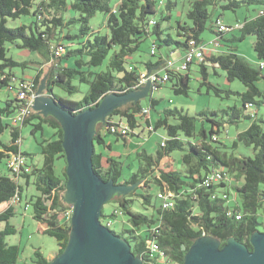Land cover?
I'll list each match as a JSON object with an SVG mask.
<instances>
[{"label":"trees","instance_id":"1","mask_svg":"<svg viewBox=\"0 0 264 264\" xmlns=\"http://www.w3.org/2000/svg\"><path fill=\"white\" fill-rule=\"evenodd\" d=\"M109 1L0 0V88L14 91V100H6L4 106H0V134L6 129L10 132L8 144L0 141V163L4 160L6 165L5 172L0 168V223H5L0 229V264H16L19 258V246L7 244L5 237L15 234L9 219L21 202L23 184L34 190V194L26 197L23 210L31 207V218L37 223L38 231L55 239L58 250L54 257L63 252L70 233V215L66 213L71 207L63 201L67 182L63 130L53 117H43L17 96L20 90H28V95L36 93L44 77L42 67L47 63L50 68L45 95L52 96L74 115L96 108L108 94L123 95L139 90L142 75H155L161 79L151 82L147 96L170 83L174 95L186 97L191 81L188 72L193 66L197 67L202 79L198 92L205 87L206 94L213 91L216 95L222 92L238 95L247 114L242 116L241 108L233 106L225 121L209 118L204 111L189 115L175 108L164 109L153 122L150 110L158 105V100L150 98L147 108L142 107L140 101L128 103L114 110L103 125L98 124L100 128L97 126L93 138L92 168L104 182L137 185L127 195H115L110 201L115 204L114 210L106 215L102 208L100 222L111 230L113 222L120 217V232L111 231L128 242L131 253L143 264H182L185 253L202 236L219 240L220 248L227 239L234 238L251 251L249 237L259 231L260 210L264 216V120L257 117V106L264 103L260 100L264 91L256 85L264 81V68L260 66L264 62V0H229L225 4H218V0H194L186 14L190 23L177 21L174 27L170 19L176 3L171 0L166 3L163 0H119L114 7ZM242 4L257 5L259 9L255 16L236 23L238 28L216 19L210 27L215 38L207 43L210 47H206L200 35L210 18L209 9L219 6L235 11ZM96 13L105 16V35L95 34L89 27V20ZM158 13L159 20L156 18ZM23 17L30 21L15 27L7 25L9 20ZM161 21L167 22V27L163 28ZM218 22L230 30L220 31ZM234 29L240 36L226 39L224 34ZM246 36L254 38V63L237 53L234 46H227L225 51L214 50L221 40L233 43ZM146 38L152 39L149 53L157 56V60L147 61L143 71L132 65L126 67L127 58L138 51ZM190 41L202 49V59L194 56L182 69L184 57L192 49ZM6 44L35 52L43 59L42 63H35L40 68L34 77L20 79L15 87L10 84L16 79L11 68L27 67L34 62H19L9 57ZM161 47L166 49L157 55V49ZM69 58H74L72 65L64 62ZM106 58L109 61L104 70L94 71ZM207 65L212 67L213 74H217V69L222 70L228 82L238 80L245 90L242 93L224 91L210 83ZM153 67L155 70H151ZM164 75L166 80H163ZM73 80L89 85L82 101L63 99L53 93L54 87L68 94L75 93L77 86L72 84ZM24 107L29 109L20 117ZM210 115L217 116V113ZM243 117L251 121L249 126L239 131L229 144L222 143L219 135L226 125H237ZM5 118H9L10 123H4ZM205 123H210L209 130ZM26 125L32 126L31 134H42L37 142L42 159L37 164L32 162L31 155L20 149L21 129ZM45 126L54 130L51 138H44ZM102 128L104 134L100 132ZM159 128L166 131V138L153 154L145 150L135 153L139 167L128 178H123L120 157L104 159L96 150L99 146L111 150L105 143L106 134L114 135L116 140L127 145L145 129L150 134ZM239 143L250 148L253 156L235 155ZM175 152L180 153L175 165L160 168L162 160L173 157ZM13 155L24 158V165L17 171L8 166ZM168 167L170 170L165 171ZM154 186L159 205L150 193ZM160 193L166 197L164 200L158 198ZM164 202L172 205L163 208ZM33 255L34 264L50 262L39 250H34Z\"/></svg>","mask_w":264,"mask_h":264},{"label":"rangeland","instance_id":"2","mask_svg":"<svg viewBox=\"0 0 264 264\" xmlns=\"http://www.w3.org/2000/svg\"><path fill=\"white\" fill-rule=\"evenodd\" d=\"M165 3L167 0H163ZM172 2L176 3V6L171 11V19L170 23L171 26L174 27L177 21L184 23H190L187 19L186 14L190 9V5L194 0H171ZM229 0H218V4H225ZM119 0H110L109 4L111 7H114ZM162 6V10H163ZM259 6L257 5H244L242 4L239 8L235 11L232 10H223L218 7H211L210 11V18L206 21L205 30L201 33V41L206 45V47H210L209 43L210 40L215 38V34L211 32L210 27L212 23L216 21V19H220L223 24L234 27L236 23H243L245 19H249L255 16L256 12L258 11ZM73 14V13H72ZM156 18L159 20L160 15L159 13L156 15ZM30 21L29 18L23 17L19 20L12 21L9 20L7 25L9 27H15L19 23H28ZM105 23V16L102 13H96L90 20H89V27L94 31L95 34L105 35L107 33V29L104 26ZM162 27H167L168 23L165 21H161ZM73 31L74 28H72ZM240 36V32L234 29L232 32L224 34L226 39L232 40V37L238 38ZM173 39H175L174 34H172ZM220 45H217L214 50L216 51H225L227 46H234L241 56L247 59L249 62L254 63L256 62V56L253 51V42L254 38L252 36H246L241 41H235L233 43H229L226 40H221ZM152 44L151 38L144 39L138 51H136L132 56L127 58L126 67L128 65L136 66L139 71L146 70L145 63L147 61L155 62L157 60V56H151L149 53L150 47ZM214 46V45H212ZM8 49L7 55L12 57L14 60L22 62V61H33V64L28 65L27 67L16 66L11 68L12 73L15 75V80H12L10 84L15 87L20 79H32L34 75L37 73L38 66L35 63H42V57L35 53L30 52L25 49H18L11 44H6ZM166 48L161 47L157 49V55L160 51H164ZM74 58H69L68 60H64L65 63L70 65L73 64ZM109 61V58H106L104 64L98 68H95L94 71H101L104 70L105 65ZM208 66V81L218 88L222 90H231L232 92L242 93L245 88L244 86L238 81L234 80L232 82H228L225 77V73L217 69V74H213V69L210 65ZM44 69V76H46L45 80L47 79V71L50 68V64L47 63L42 67ZM85 69V68H83ZM264 73V71H263ZM189 77L191 79L189 83L190 92L188 96L182 95H174L172 89L170 88V83L164 84L162 87L155 89L152 93L145 97L144 99L140 100L142 107L147 108L149 104L150 98H154L159 101L158 105L153 109L150 110V119L155 122L158 117L162 114L164 109H179L183 110L184 112L188 113L189 115H196L202 111L206 113L209 118H214L218 121H225L228 119V113L232 112L231 107L236 106L241 108L242 116L245 117L247 111L242 108L241 100L238 95L233 94H226L225 92L216 95L213 91L206 94L205 87L200 89L198 92V88L200 83L202 82L201 75L198 72L196 66L191 68V71L188 72ZM73 85L77 86V91L73 94H68L64 90L54 87L53 93L55 95L60 96L63 99H68L71 101H82L87 95L89 91V85L85 83H80L77 80L72 81ZM257 87L264 91V81L261 80L256 83ZM6 100H14V91H9L7 88L2 87L0 88V106H4ZM264 102V93L263 97L260 98ZM211 112H216L217 116H211ZM241 118L240 122L237 125H226L225 130L219 135V139L222 143L229 144L232 139H236V135L239 131H243L246 129L249 124L250 120L246 118ZM257 117L259 119L264 120V103L257 106ZM107 119V118H106ZM4 123H10L9 118L4 119ZM101 124V123H100ZM103 125V124H102ZM206 129L209 130L210 123H205ZM100 128V125L97 124ZM96 126V128H97ZM140 128H137L139 130ZM32 126L26 125L21 129V139H20V149L23 152L31 155L32 162L37 164L42 159L40 155V147L37 142L40 141L42 134L40 132H35L31 134ZM228 134H226V132ZM54 130L50 127L45 126L43 130L44 138H51ZM101 134H104V129L100 130ZM228 137V138H227ZM166 138V131L163 128H159L152 133H148L145 129L141 136L137 138L130 139L127 145H124L123 141L116 140L114 135L106 134L104 139L105 143L111 146V150H108L102 146L96 148V150L103 154L104 159L106 157H120V161H122V175L123 178H128L130 174L135 172L139 167V161L136 157L135 153L145 150L149 154H153L158 147V144ZM0 141L2 143L8 144L10 141V132L9 129L4 130L0 134ZM174 156L169 159H164L161 163L160 168L162 165L165 166H172L175 165L176 156H179L180 153L175 152ZM235 155H243L246 157H252L253 153L250 148H246L240 143L238 144V148L235 151ZM30 161V159H28ZM164 166V167H165ZM0 168L5 172L6 165L5 161L3 160L0 163ZM170 168L168 167L165 171H169ZM155 186L152 187L150 193L154 196V202L156 205H159V201L155 198L156 194ZM115 208V204L113 202L108 201L103 206V213L109 215ZM32 209L29 207L26 211L18 209L16 213L9 219V224L15 228V234L9 235L5 237V242L9 245H18L20 248L19 258L16 264H34L35 257L33 255L34 250H39L40 253L44 256L49 258L52 254L57 252L58 245L52 237L42 234L38 231V225L35 221L31 218ZM262 211H259V222L260 225L258 226V230L263 232L264 231V216H262ZM102 219V218H101ZM100 219V220H101ZM121 219L119 217L118 220L113 222L111 230L115 231L116 233L120 232L121 229ZM5 226L4 222L0 223V229H3ZM54 258V257H53ZM52 258V259H53ZM50 259V261L52 260Z\"/></svg>","mask_w":264,"mask_h":264},{"label":"water","instance_id":"3","mask_svg":"<svg viewBox=\"0 0 264 264\" xmlns=\"http://www.w3.org/2000/svg\"><path fill=\"white\" fill-rule=\"evenodd\" d=\"M44 78L30 107L43 117H53L63 130L67 177L63 201L71 207L67 244L49 264H143L126 240L100 222L104 204L115 195H127L137 185L102 181L93 171L92 155L97 124H104L114 110L147 97L150 83L146 80L139 90L123 95L108 94L96 108L74 115L45 95ZM220 245L219 240L202 236L190 246L182 264H264V232L251 234V251L234 238L227 239L222 248Z\"/></svg>","mask_w":264,"mask_h":264},{"label":"built area","instance_id":"4","mask_svg":"<svg viewBox=\"0 0 264 264\" xmlns=\"http://www.w3.org/2000/svg\"><path fill=\"white\" fill-rule=\"evenodd\" d=\"M218 24V26H219V30L220 31H228V30H230V29H227V27H225V26H223L222 24H220V22H218L217 23ZM236 28H238L239 27V25H236L235 26ZM189 45L192 47V49L190 50V52L184 57V63L182 64V66H181V68L182 69H184L185 67H186V63L187 62H190L191 61V59L195 56V57H197V58H199V59H202V49L200 48V47H196L195 45H194V42L193 41H190L189 42ZM169 66H171L172 64L169 62V64H168ZM260 66L262 67V68H264V62H262L261 64H260ZM167 79V76L166 75H164V77H163V80H166ZM146 80L150 83V85H151V82L152 81H155V80H161L159 77H156L155 75L154 76H151V77H148V76H145V75H142V79H141V81H140V83L142 84V85H140L141 87H143L145 84H146ZM25 88V87H24ZM29 91L28 90H20V91H18L17 92V96H18V98L19 99H21V100H24L25 101V103H26V105H28V107L29 108H31L30 106H32L33 105V99H34V92H32L30 95H28L27 93H28ZM35 96H36V94H35ZM28 107H24L22 110H21V116L20 117H22V116H24L26 113H27V111H28ZM20 117H18L16 120H19V118ZM125 131L124 130H122V133H124ZM162 145H163V143H161ZM24 165V158L22 157V156H20V155H13L11 158H10V160L8 161V166L10 167V168H12V170L13 171H17L20 167H22ZM158 198H160L161 200H164L166 197L164 196V194H162V193H160V194H158ZM172 205V203L171 202H164V204H163V208H167V207H170ZM66 215H70L71 216V210L69 211V212H67L66 213ZM107 226H109V224H107Z\"/></svg>","mask_w":264,"mask_h":264},{"label":"crops","instance_id":"5","mask_svg":"<svg viewBox=\"0 0 264 264\" xmlns=\"http://www.w3.org/2000/svg\"><path fill=\"white\" fill-rule=\"evenodd\" d=\"M154 68V67H153ZM156 68V67H155ZM155 68L154 69H152V70H155ZM45 78H46V76H44ZM44 78V79H45ZM42 80H43V78H42ZM46 81V80H45ZM164 159H169V158H167V157H165ZM163 159V160H164ZM163 160H162V162H163ZM161 162V163H162ZM32 194H34V190H33V188L31 187V186H27V185H22V197H21V202L19 203V204H17L16 206H15V213H16V211L18 210V209H21L22 207H23V205H24V201L26 200V197L27 196H29V195H32ZM54 255H55V253L54 254H52L48 259H52L53 257H54Z\"/></svg>","mask_w":264,"mask_h":264}]
</instances>
